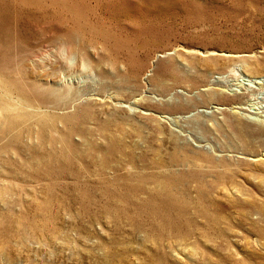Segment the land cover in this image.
Here are the masks:
<instances>
[{"label": "rangeland", "instance_id": "obj_1", "mask_svg": "<svg viewBox=\"0 0 264 264\" xmlns=\"http://www.w3.org/2000/svg\"><path fill=\"white\" fill-rule=\"evenodd\" d=\"M0 10V93L11 83L16 96L0 98V118L25 130L11 102L39 86L51 102L31 123L34 143L54 152L53 174L25 173L0 194L12 205L0 264H264L252 231L264 224V115L245 116L232 106L248 97L219 89L264 76V0Z\"/></svg>", "mask_w": 264, "mask_h": 264}, {"label": "bare ground", "instance_id": "obj_2", "mask_svg": "<svg viewBox=\"0 0 264 264\" xmlns=\"http://www.w3.org/2000/svg\"><path fill=\"white\" fill-rule=\"evenodd\" d=\"M7 15L3 10H0V27L4 25ZM4 21V22H3ZM233 56H237L233 54ZM36 64V62H34ZM245 68H248V65H244ZM244 71V69H243ZM244 76H240L239 79H223V83H219L221 86L220 91H236L240 93V96L247 98V102L236 104L232 106L234 108L240 109L245 116L252 118L249 113L254 114H263L264 115V96L261 94L264 93V76H253L249 73L243 72ZM223 77V76H222ZM224 78V77H223ZM222 79V78H221ZM8 86H3V94L0 93V98L4 94H10L12 99H15L16 96L13 95L15 90L13 89V84L9 83ZM28 89L20 92L18 101L11 102V105L23 106L24 111L18 114L19 121H25L27 128L21 132L16 131L13 133L14 128L8 124V117H14V115H5L4 119L0 118V194H5L7 187L12 190L18 188L19 179L25 173H31V176H36L40 180L44 181L45 176H50L52 173V166L54 165V152L51 148H48L46 145L39 143H34L38 137V132L35 128L31 127V123L34 122V125L39 129L40 125V112L41 104L46 108V104L51 102V95L48 101H43L42 95L40 92L34 89H38L39 86L32 87L31 84H27ZM1 87V86H0ZM36 87V88H35ZM14 91H13V90ZM28 91H34L37 94L34 95L31 99ZM250 97V98H249ZM252 98H255V102L251 101ZM263 98V99H262ZM36 100V102H34ZM2 109H6V105L0 106ZM214 107V106H212ZM54 118L59 119L60 116L53 115ZM13 133V134H12ZM25 144H32L26 148L28 156L25 157ZM12 146H16L14 151ZM12 147V148H11ZM31 151L39 153L42 157V160L36 158V156L31 154ZM30 158V159H28ZM49 183V182H48ZM46 183V185L48 184ZM48 187V186H47ZM14 196V203L16 201V195ZM12 205H7L5 207H0V231L2 220L8 217ZM165 221L169 222L165 217ZM253 233H259L264 240V224H258L255 228L252 229ZM0 234V244L3 246V241ZM258 235L257 237H259ZM264 243V241L262 242Z\"/></svg>", "mask_w": 264, "mask_h": 264}]
</instances>
